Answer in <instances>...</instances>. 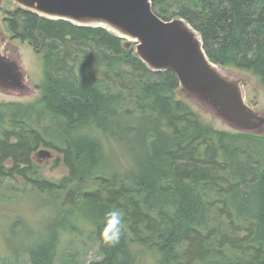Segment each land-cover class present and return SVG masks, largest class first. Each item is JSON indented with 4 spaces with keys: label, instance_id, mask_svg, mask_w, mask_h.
Listing matches in <instances>:
<instances>
[{
    "label": "trees",
    "instance_id": "trees-1",
    "mask_svg": "<svg viewBox=\"0 0 264 264\" xmlns=\"http://www.w3.org/2000/svg\"><path fill=\"white\" fill-rule=\"evenodd\" d=\"M152 5L199 30L211 61L264 86V0ZM0 10L11 37L32 45L44 66L36 101L0 103V186L20 178L54 210L43 239L25 246L28 264H56L59 230L78 221L93 225L98 242L101 258L88 264H137L139 251L156 264H264V134L203 122L178 98L174 72L149 70L133 45L104 28ZM103 137L129 155L120 173L99 174L112 167ZM42 146L58 151L55 165L67 170L60 180L35 164ZM63 194L73 202L63 204ZM113 209L124 221L114 246L103 239Z\"/></svg>",
    "mask_w": 264,
    "mask_h": 264
},
{
    "label": "water",
    "instance_id": "water-1",
    "mask_svg": "<svg viewBox=\"0 0 264 264\" xmlns=\"http://www.w3.org/2000/svg\"><path fill=\"white\" fill-rule=\"evenodd\" d=\"M16 6L51 20L82 27H101L133 45L135 55L153 72H174L179 91L198 101L215 116L240 132L261 134L264 112L251 105L245 79L214 63L207 56L203 38L181 16L160 17L152 0H11ZM0 30V90L26 92L31 82L21 62L5 46ZM39 161L52 157L50 150L36 153Z\"/></svg>",
    "mask_w": 264,
    "mask_h": 264
},
{
    "label": "rangeland",
    "instance_id": "rangeland-1",
    "mask_svg": "<svg viewBox=\"0 0 264 264\" xmlns=\"http://www.w3.org/2000/svg\"><path fill=\"white\" fill-rule=\"evenodd\" d=\"M4 7L13 10L16 5L11 0H0V8ZM178 9L177 4H173L170 10V16ZM3 13L0 10V30L6 36L8 51L12 53L21 62L30 80L31 88L26 92L12 93L0 90V103H31L41 96L40 85L44 78V66L42 55L37 53L32 45L19 39L11 37L3 22ZM169 16V17H170ZM174 16V15H173ZM230 69L245 79V91L248 102L254 107L264 112V86L260 78L247 71H240L234 68ZM177 96L186 101L192 109L198 113L203 122L213 125L218 130H232L235 128L227 124L224 120L215 116L208 108L201 105L198 101L183 96L179 88ZM264 134V131L261 132ZM105 148H109L108 155L112 167L110 171L99 168V174L110 175L113 172L120 173L126 169L129 155L121 148V145L114 139L111 141L102 138ZM111 148V149H110ZM46 149L43 146L39 148ZM52 157L42 159L34 156L35 164L39 166V171L44 178L52 181L60 180L67 174L63 165H55L58 157V151L48 148ZM38 150V151H39ZM124 163L122 166L121 164ZM8 166L9 162H5ZM107 175V176H108ZM83 184L85 182H82ZM27 189V190H26ZM6 197V198H4ZM73 195L63 194L60 201L63 204L73 202ZM39 198V194L32 193L30 186H25L20 178H11L0 186V264H28L29 256L25 246L32 245L43 239V229L53 219V212L49 208V203ZM73 230H59L58 258L56 264H88L90 261L101 258L98 253V242L94 236L93 225L89 222L78 221ZM150 251H139L137 264H156V258Z\"/></svg>",
    "mask_w": 264,
    "mask_h": 264
},
{
    "label": "clouds",
    "instance_id": "clouds-1",
    "mask_svg": "<svg viewBox=\"0 0 264 264\" xmlns=\"http://www.w3.org/2000/svg\"><path fill=\"white\" fill-rule=\"evenodd\" d=\"M107 220L103 231L105 244L114 246L119 243L124 225L123 216L120 210L113 209L107 214Z\"/></svg>",
    "mask_w": 264,
    "mask_h": 264
}]
</instances>
